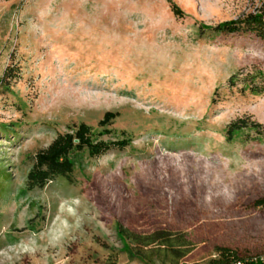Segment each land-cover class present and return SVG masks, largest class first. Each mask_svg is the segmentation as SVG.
Here are the masks:
<instances>
[{
    "label": "rangeland",
    "instance_id": "1",
    "mask_svg": "<svg viewBox=\"0 0 264 264\" xmlns=\"http://www.w3.org/2000/svg\"><path fill=\"white\" fill-rule=\"evenodd\" d=\"M263 2L0 0V264L264 258V134L225 138L234 120L264 124V91L242 81L264 85V40L198 27ZM107 112L104 139L126 147L80 156L72 183L28 188L37 150ZM118 226L158 241L131 257Z\"/></svg>",
    "mask_w": 264,
    "mask_h": 264
},
{
    "label": "trees",
    "instance_id": "2",
    "mask_svg": "<svg viewBox=\"0 0 264 264\" xmlns=\"http://www.w3.org/2000/svg\"><path fill=\"white\" fill-rule=\"evenodd\" d=\"M173 11L176 15H184L181 8L172 3ZM201 34L210 31L213 34L249 32L264 40V2L254 12H250L235 20L221 22L217 25L200 23L198 25ZM261 73V72H259ZM238 74L230 77V85H234ZM243 91L257 94L264 91V85L259 84L255 75H247L243 78ZM117 114L107 112L103 119L99 121L98 127H93L86 122H80L70 126V129L63 133H58L53 141L45 148L37 150L32 156L33 165L27 174L28 188L43 187L48 182L57 177H66L72 183V173L75 171L80 156L96 157L113 146L126 147L130 143V138L120 140H107V136L114 132L110 128ZM255 131L259 135L264 134V124L256 120L246 121L237 119L230 122L225 128V138L232 142L244 134V130ZM125 132H123L124 134ZM0 176L8 175L0 170ZM258 205H264V197L257 200ZM118 235L123 242V250L131 257L135 256L132 245H138L142 249L158 241L155 235L134 236L122 226H118ZM162 239V237H159ZM166 246V243H161ZM219 257L212 258L207 264H230L238 260L246 261V264H264V258L250 259L229 254L228 248H219ZM182 255H180L181 257Z\"/></svg>",
    "mask_w": 264,
    "mask_h": 264
},
{
    "label": "built area",
    "instance_id": "3",
    "mask_svg": "<svg viewBox=\"0 0 264 264\" xmlns=\"http://www.w3.org/2000/svg\"><path fill=\"white\" fill-rule=\"evenodd\" d=\"M230 264H246V261H244V260H238V261L232 262Z\"/></svg>",
    "mask_w": 264,
    "mask_h": 264
}]
</instances>
